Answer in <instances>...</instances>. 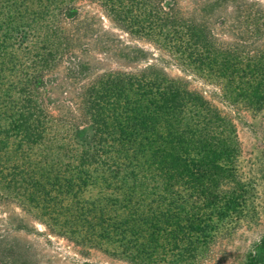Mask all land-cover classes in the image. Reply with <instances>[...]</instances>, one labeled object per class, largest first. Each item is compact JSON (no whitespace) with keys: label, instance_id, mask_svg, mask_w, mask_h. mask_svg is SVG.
Segmentation results:
<instances>
[{"label":"trees","instance_id":"obj_1","mask_svg":"<svg viewBox=\"0 0 264 264\" xmlns=\"http://www.w3.org/2000/svg\"><path fill=\"white\" fill-rule=\"evenodd\" d=\"M78 1L0 0V198L129 264H202L254 211V189L237 169L236 124L155 65L91 77L76 121L55 116L45 94L56 70L65 61L76 74L87 69L70 66L81 40L82 28H71ZM92 1L127 34L214 77L229 105L264 108V45L218 43L175 0ZM244 24L247 38L263 35L264 11ZM245 264H264V236Z\"/></svg>","mask_w":264,"mask_h":264},{"label":"rangeland","instance_id":"obj_2","mask_svg":"<svg viewBox=\"0 0 264 264\" xmlns=\"http://www.w3.org/2000/svg\"><path fill=\"white\" fill-rule=\"evenodd\" d=\"M175 2L182 17L209 28L220 44L247 42L244 46L248 50L264 45V34L247 38L244 29L249 14L264 11V0ZM76 6L78 17L71 28L75 34L82 28L79 31L81 40L70 66L81 62L87 66L86 73L80 75L73 69L68 70V61L59 66L45 94L49 111L58 117L72 113V120L76 121L75 117H79L76 102L81 87L91 77L108 71L137 72L155 65L172 78L186 80L192 90L202 93L234 120L241 145L237 169L242 180L254 189V211L217 239L202 264H245L249 251L264 236V108L256 112L229 105L214 77L195 73L176 59L169 47L127 34L97 1L79 0ZM0 260H5L6 264H129L99 249L78 245L52 233L38 213L21 206L19 201L4 197L0 198Z\"/></svg>","mask_w":264,"mask_h":264}]
</instances>
